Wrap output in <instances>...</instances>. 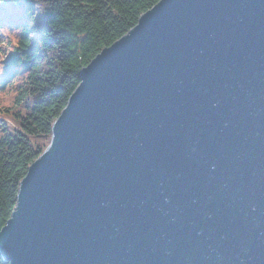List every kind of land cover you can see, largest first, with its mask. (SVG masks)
I'll return each instance as SVG.
<instances>
[{
  "label": "water",
  "instance_id": "obj_1",
  "mask_svg": "<svg viewBox=\"0 0 264 264\" xmlns=\"http://www.w3.org/2000/svg\"><path fill=\"white\" fill-rule=\"evenodd\" d=\"M6 264H264V0H160L80 72L0 231Z\"/></svg>",
  "mask_w": 264,
  "mask_h": 264
},
{
  "label": "trees",
  "instance_id": "obj_2",
  "mask_svg": "<svg viewBox=\"0 0 264 264\" xmlns=\"http://www.w3.org/2000/svg\"><path fill=\"white\" fill-rule=\"evenodd\" d=\"M160 0H4L0 4V231L20 181L47 148L80 72ZM0 264H6L0 256Z\"/></svg>",
  "mask_w": 264,
  "mask_h": 264
},
{
  "label": "rangeland",
  "instance_id": "obj_3",
  "mask_svg": "<svg viewBox=\"0 0 264 264\" xmlns=\"http://www.w3.org/2000/svg\"><path fill=\"white\" fill-rule=\"evenodd\" d=\"M3 67H4V71L0 74V79L6 80L9 78V75L12 73L11 67H9L8 64L3 65Z\"/></svg>",
  "mask_w": 264,
  "mask_h": 264
},
{
  "label": "snow or ice",
  "instance_id": "obj_4",
  "mask_svg": "<svg viewBox=\"0 0 264 264\" xmlns=\"http://www.w3.org/2000/svg\"><path fill=\"white\" fill-rule=\"evenodd\" d=\"M4 3V0H0V4H3ZM4 260H7L8 257H3Z\"/></svg>",
  "mask_w": 264,
  "mask_h": 264
}]
</instances>
